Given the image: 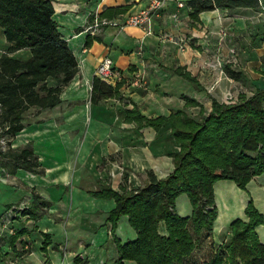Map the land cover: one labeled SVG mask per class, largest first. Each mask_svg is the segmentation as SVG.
Wrapping results in <instances>:
<instances>
[{
    "label": "crops",
    "instance_id": "0c3cea01",
    "mask_svg": "<svg viewBox=\"0 0 264 264\" xmlns=\"http://www.w3.org/2000/svg\"><path fill=\"white\" fill-rule=\"evenodd\" d=\"M183 1L180 6L178 0H166L149 22L135 25L128 17L148 0H52L53 18L79 68L61 101L31 107L25 126L12 138L15 147L33 143L43 172L19 168L10 173L0 165V264H116L117 243L108 220L116 200L94 192L104 184L120 192L122 186H143L149 170L164 177L174 169L173 153L180 149L169 121L159 128L140 124L145 119L128 118V109L137 108L147 118L184 110L201 119L211 112L214 98L236 102L241 93L264 88V0L196 16L189 0ZM7 46L0 27V54ZM106 55L121 72L114 84L118 92L93 102L92 80ZM227 64L243 75H229ZM214 189L218 206L225 197L228 214L219 222V207L213 232L238 217L246 219L251 195L264 213V172L253 176L248 190L227 178L217 180ZM35 194L47 203L40 205ZM182 195L176 209L190 216L193 205L182 202ZM161 231L166 232L163 223ZM257 231L264 241V224ZM115 233L122 241L137 235L127 215Z\"/></svg>",
    "mask_w": 264,
    "mask_h": 264
},
{
    "label": "trees",
    "instance_id": "16d2710c",
    "mask_svg": "<svg viewBox=\"0 0 264 264\" xmlns=\"http://www.w3.org/2000/svg\"><path fill=\"white\" fill-rule=\"evenodd\" d=\"M188 3L196 16L219 6H254L260 0ZM54 12L52 0H0V27L8 41L0 54V165L10 173L19 168L43 172L33 143L15 147L12 138L25 126V113L31 107H53L61 101L64 87L79 68L77 56L53 18ZM18 50H27L28 55H14ZM226 70L235 78L243 75L230 64ZM117 92V85L98 75L93 78V102ZM127 112L128 118L145 119L140 124L157 128L169 121L180 149L173 153L174 169L168 175L158 177L149 170V182L143 186H122L120 192L104 184L94 192L116 200L108 214L118 249L116 264H124V259H133L137 264H194L192 257L201 244L199 237L203 233L213 235L218 214L215 182L233 179L246 188L253 176L264 172V88L251 95L241 93L236 102L214 98L211 112L201 119L184 110L157 118H147L137 108ZM184 192L193 205L190 216L176 209V199ZM35 200L40 205L47 203L38 194ZM245 213L246 219L238 217L230 223L228 238L202 264H264V241L257 231V226L264 223V213L252 198ZM123 215L128 216L137 232L127 241L115 233ZM162 223L165 233L161 231Z\"/></svg>",
    "mask_w": 264,
    "mask_h": 264
},
{
    "label": "built area",
    "instance_id": "2783aa9c",
    "mask_svg": "<svg viewBox=\"0 0 264 264\" xmlns=\"http://www.w3.org/2000/svg\"><path fill=\"white\" fill-rule=\"evenodd\" d=\"M166 0H148L147 5L132 13L128 17V22L135 25H143L149 22L154 14H156L165 4ZM178 4L180 6L184 5L183 0H178ZM107 22V21H104ZM101 23H96L95 25H99ZM96 73L103 80L107 81L110 84H115L119 79H121V72L114 66L113 59L106 55L101 62L98 64ZM135 83H139V79L135 80ZM4 142V141H3ZM26 207V205H24Z\"/></svg>",
    "mask_w": 264,
    "mask_h": 264
},
{
    "label": "rangeland",
    "instance_id": "374dc122",
    "mask_svg": "<svg viewBox=\"0 0 264 264\" xmlns=\"http://www.w3.org/2000/svg\"><path fill=\"white\" fill-rule=\"evenodd\" d=\"M248 183H247V187L246 188H242V189L248 190ZM228 192H229V190L227 188V193ZM188 196L189 195L185 192L179 198H180V200H182V202L183 201L191 202V200H190V198ZM224 198L225 197L221 198V200H220L221 201V204L219 206L217 205L218 215H219V207L221 206V209H220V218L218 220L219 222H221L222 217H223V219H225L226 218V215L228 214V212L223 209V207H225V204H224L225 199ZM251 198L254 200V198L252 197V195H251ZM217 224H218V222H217ZM229 225H230V223L228 224V222H227V226L225 228H222L221 230H218V231H217V229H216V231L214 230V232H213L214 239H213V236H208L206 233H203L199 237L201 239L200 240L201 244L196 249V252H195L194 256L192 257V260L195 261L194 264H202V262L204 260H209V259H211L215 255V252L218 250V248L223 244V242L225 241V239L228 238V235H229L228 234Z\"/></svg>",
    "mask_w": 264,
    "mask_h": 264
}]
</instances>
